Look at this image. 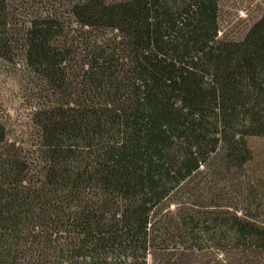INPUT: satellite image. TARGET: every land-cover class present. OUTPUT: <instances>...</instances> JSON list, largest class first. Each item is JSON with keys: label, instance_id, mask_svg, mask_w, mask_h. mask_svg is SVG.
Here are the masks:
<instances>
[{"label": "trees", "instance_id": "obj_1", "mask_svg": "<svg viewBox=\"0 0 264 264\" xmlns=\"http://www.w3.org/2000/svg\"><path fill=\"white\" fill-rule=\"evenodd\" d=\"M217 0H0L31 73L32 137L0 121V264H264V213L227 182L264 136V9Z\"/></svg>", "mask_w": 264, "mask_h": 264}, {"label": "rangeland", "instance_id": "obj_2", "mask_svg": "<svg viewBox=\"0 0 264 264\" xmlns=\"http://www.w3.org/2000/svg\"><path fill=\"white\" fill-rule=\"evenodd\" d=\"M42 0H22L23 5L36 7ZM217 35L227 39H239L249 25L264 9V0H217ZM31 73L22 62L0 60V121L6 127L7 136L22 142L32 137L31 105L33 85ZM250 150L249 162L235 171L233 179L245 188L255 203H260L264 213V136L246 138Z\"/></svg>", "mask_w": 264, "mask_h": 264}]
</instances>
